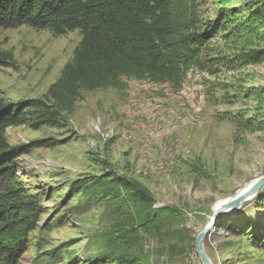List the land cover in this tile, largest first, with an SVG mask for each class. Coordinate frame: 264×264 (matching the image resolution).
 <instances>
[{
	"label": "rangeland",
	"instance_id": "rangeland-1",
	"mask_svg": "<svg viewBox=\"0 0 264 264\" xmlns=\"http://www.w3.org/2000/svg\"><path fill=\"white\" fill-rule=\"evenodd\" d=\"M222 3L246 16L264 0H197L202 29ZM234 29L205 45V66L189 69L179 85L125 77L117 87L82 91L58 126L29 111L6 129L19 152L14 189L41 208L11 264H204L197 240L216 205L264 176V106L253 125L238 126L258 115L264 59L238 63L225 46ZM82 39L80 30L0 27V100L50 103L49 89ZM135 188L149 201L136 205ZM164 207L177 213L157 216ZM205 251L213 264H264V187L217 222Z\"/></svg>",
	"mask_w": 264,
	"mask_h": 264
},
{
	"label": "trees",
	"instance_id": "trees-1",
	"mask_svg": "<svg viewBox=\"0 0 264 264\" xmlns=\"http://www.w3.org/2000/svg\"><path fill=\"white\" fill-rule=\"evenodd\" d=\"M222 4L219 17L202 29L197 0H0L1 28L30 26L57 36L76 30L83 34L74 61L49 89L50 103L0 100V250H5L7 264L24 249L28 234L37 227L41 208L14 189L19 152L7 142L6 129L24 123L29 111L38 114L40 124L58 126L82 91L117 87L125 77H151L179 85L189 69L205 66L203 48L226 26L235 27L225 38V46L237 52L236 61L244 67L262 63L264 5L243 16L239 9L229 10ZM2 64L5 60L0 55ZM256 102L258 115L239 120V128L259 119L264 89ZM134 190L136 205L149 201L140 188ZM176 213L164 207L157 216Z\"/></svg>",
	"mask_w": 264,
	"mask_h": 264
},
{
	"label": "water",
	"instance_id": "water-1",
	"mask_svg": "<svg viewBox=\"0 0 264 264\" xmlns=\"http://www.w3.org/2000/svg\"><path fill=\"white\" fill-rule=\"evenodd\" d=\"M264 187V176L255 181V183L246 191L241 192L233 198H230L219 207L210 222L206 225L204 230L200 233L197 240V250L199 256L202 258L204 264H213L205 251V240L215 229L217 222L225 216H235L242 205L249 200L255 198L259 191Z\"/></svg>",
	"mask_w": 264,
	"mask_h": 264
},
{
	"label": "bare ground",
	"instance_id": "bare-ground-1",
	"mask_svg": "<svg viewBox=\"0 0 264 264\" xmlns=\"http://www.w3.org/2000/svg\"><path fill=\"white\" fill-rule=\"evenodd\" d=\"M254 183H255V180L252 181V182H251L250 184H248L247 186H245L244 189L241 190L237 195H239V194H240L241 192H243V191L248 190V189H249ZM222 203H224V202H220V203H218V204L216 205V207H215V211H216L219 207L222 206Z\"/></svg>",
	"mask_w": 264,
	"mask_h": 264
}]
</instances>
